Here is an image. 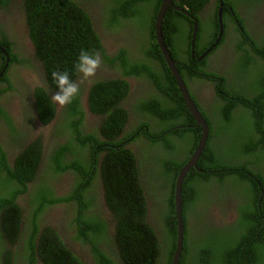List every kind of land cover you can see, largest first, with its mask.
Instances as JSON below:
<instances>
[{
    "label": "trees",
    "instance_id": "16d2710c",
    "mask_svg": "<svg viewBox=\"0 0 264 264\" xmlns=\"http://www.w3.org/2000/svg\"><path fill=\"white\" fill-rule=\"evenodd\" d=\"M77 1L24 0L34 58L47 77L48 89L34 90L35 110L42 126L49 125L57 115L51 98L58 91L52 79L54 71H68L74 81L89 85L87 93L81 85L79 96L61 109L57 126L50 129L54 145L47 152L41 129L20 133L12 125L13 118L0 108V116L11 127L10 139L0 144V253L6 254L0 264H90L86 253L93 255L95 264H171L177 235L175 182L197 147L201 127L195 126L155 41V18L162 0H94L101 8L105 29H127L128 34L130 29L135 30L134 39L125 42L128 47H120L113 58L105 56L104 60L105 65L121 66L125 76H133L143 82L144 88L154 90L134 98L132 106L125 79L95 76L84 80L75 71L82 50L105 52L94 16ZM172 1L196 20L168 8L161 28L165 45L209 128L197 169H191L182 185L184 234L179 264H264V5L261 15L253 19L252 35L240 29L242 23L237 28L241 38H235L225 47L228 51L219 54L228 53L231 58L223 60L226 68L218 73L206 70L208 56L215 55L218 46L204 59L200 56L216 41L219 25L215 9L219 0L217 8H210L207 22L208 10L199 14L209 0ZM222 1L224 10H229L230 1ZM249 1L264 3H240L247 7ZM148 7L150 22L144 18ZM194 24L197 35L193 56ZM207 28L213 29L210 43ZM0 45L10 64L33 67V58L20 60L14 42L6 36ZM5 54L0 50L2 67ZM218 57L222 56L215 59H222ZM3 77L0 81L7 80L5 74ZM203 79L214 88L210 103L196 96V86ZM85 107L91 115L104 119L101 128L96 119V127H87ZM129 114L131 123L127 122ZM127 123L130 126L125 133ZM122 133L124 136L118 139ZM131 135L133 141L142 143V150L135 155L129 144H124ZM44 155L55 167L52 173L45 171L36 178ZM65 171L71 172V187L66 195L59 196L53 184ZM47 174L49 180L45 179ZM99 174L106 206L115 219V224L108 227L112 254L97 246V239L106 233L107 222L99 212L94 213L89 199ZM23 194L28 211L17 203ZM227 198L237 204V217L231 222L210 217L209 207L217 206H213L215 212ZM55 205L66 206L63 220L67 239L48 221L47 212ZM73 243L82 245L83 253L76 254Z\"/></svg>",
    "mask_w": 264,
    "mask_h": 264
},
{
    "label": "flooded vegetation",
    "instance_id": "af4514ba",
    "mask_svg": "<svg viewBox=\"0 0 264 264\" xmlns=\"http://www.w3.org/2000/svg\"><path fill=\"white\" fill-rule=\"evenodd\" d=\"M212 0H210L201 10L200 14L201 15L203 12L206 10V17H205V22L208 20L209 16V10L212 8L214 5H212ZM80 3L85 5L87 8H91V5H89L86 1L84 0H79ZM93 5V9H91V14L94 16V26L96 25L98 28H100V36L103 40L104 43V53H99L100 58H101V67L97 70V73L95 76L97 77H102V78H113L116 74L115 67L105 65L104 60L105 56L112 57L116 51H114L117 48L120 47H125L127 46L126 40V35L128 34V30H112L109 31L104 28L102 25V19L103 17L101 16V8L99 6L96 7L95 4ZM91 16V18H92ZM30 17L28 15V12L26 11L25 3L24 0H0V40H2L3 36H6V38L10 42H14L15 48L14 51L18 54H20L19 59H28L32 60L33 67L30 69V67H23L21 64H16L12 63L11 59L7 54H5L3 51V47L0 45L2 48V53L5 54V60L3 63L5 65L2 67V64H0V78H4V74L7 76V80L0 81V108L6 112L9 116L13 118L14 121H12V125L19 130L20 133H23L24 131H28V129H42V124L39 121V118L36 114L35 110V96H34V90L36 87H43L48 89L47 85V77L46 73L44 71V68L42 64L35 59L34 57L30 56L29 53L31 51L29 50V41L31 42V35H30ZM2 33V34H1ZM134 35H135V30H134ZM211 34H209L210 36ZM131 41V39H130ZM32 44V42H31ZM110 47H115L112 48ZM110 50V51H109ZM32 52L35 55V49H32ZM32 54V53H31ZM6 55L9 58V61L7 62L6 60ZM222 58L220 61L223 62V60L229 61L231 57H229L228 54H222L220 55ZM217 58L216 55L212 56V59ZM0 63H2V59H0ZM224 63V62H223ZM2 67V69H1ZM8 69V70H7ZM7 71V72H6ZM27 74L31 75L33 77V81L27 79ZM79 81V82H78ZM76 83L79 84V87L82 85L84 87L85 92L87 93V88L89 85V82H81L80 80H76ZM142 84H138V87H140ZM199 88L196 91V96H198V100L201 99L203 96V99L206 100L207 103H210L211 100H213L214 95H212V91L209 90L208 83H201L196 86ZM14 88V90H12ZM209 90V91H208ZM137 90H134L133 94ZM142 91V93L145 94H152L154 90L152 87H146L144 90H139ZM133 102L135 103L136 100L133 99ZM57 108V115L53 119V121L47 125L43 126V128H54V126H57L56 123L60 119V111L63 107H60L59 105L55 104ZM85 105V104H84ZM86 109V116L89 118L87 119V127L89 129H92L97 126L96 122L94 121L95 116L91 115L89 111ZM33 115V116H32ZM129 120H132L130 117ZM131 123V122H129ZM129 124L125 126V133H127V130L129 129ZM133 127V126H132ZM134 129V127L132 128ZM10 131L11 127L8 126V122H6L5 117L0 116V144L6 143L8 139H10L7 136H10ZM12 137L16 136V133H14ZM139 132H136L135 135L138 136ZM141 135V134H140ZM133 135L129 136L127 140H125V143H128L133 149L140 151L142 150L141 144H139V140H134L133 141ZM144 144V143H143ZM44 146H46V151L47 152L50 148L49 146L54 145V141L51 137V134H49L48 141L43 143ZM14 150V146H13ZM47 156H43V160L41 161L36 178H39V176H42L45 174V167H46V162H47ZM44 165V173H42V166ZM52 173V171L46 170V172ZM42 174V175H41ZM63 175L62 178H59L57 181L58 183H54L53 191L55 194L59 196L66 195L69 190L70 186L67 185L66 182L69 181V179L72 177L70 171H65L62 173ZM44 178V177H43ZM45 179L49 180L50 177L47 174L45 176ZM65 184V185H64ZM95 193L99 195L100 198L96 200L95 203V210L94 213L101 215V218L107 222V229L106 233L104 236L99 237L97 239V246L101 249L104 250L106 254H112L114 253L113 251H109V247L111 245V239L110 236L111 232L108 230V227H112L115 224V219L112 214V212L108 209L105 203V198H104V193H103V187L101 183H98L95 188ZM29 194V193H28ZM26 194H23L18 197L17 203L22 206L25 210H29L27 204V198L25 197ZM214 207H217L213 205ZM213 206L209 207L207 210L208 215L210 214V217H214L217 220H220L222 222V219H225L229 214H236L237 212V204L233 203L230 199H226L222 206L217 210L215 209V212L213 211ZM66 210L65 205L60 206H53L48 212H47V218L50 223H52L53 227L56 228L57 230H60L61 233L65 236L67 239V231L64 230L65 225H64V216L65 212L63 211ZM99 212V213H98ZM60 237L61 234H60ZM90 246V245H88ZM72 249L76 251V254L83 253L84 250H82L83 246L73 243L72 244ZM5 253H0V262L2 259L5 257ZM86 257L89 261L90 264H95L96 259H93V255H88L86 253ZM113 259L118 262L117 257L113 256ZM114 261V262H115ZM4 264V263H3Z\"/></svg>",
    "mask_w": 264,
    "mask_h": 264
},
{
    "label": "clouds",
    "instance_id": "9594fccd",
    "mask_svg": "<svg viewBox=\"0 0 264 264\" xmlns=\"http://www.w3.org/2000/svg\"><path fill=\"white\" fill-rule=\"evenodd\" d=\"M211 2H212V5H214L213 7L217 8L216 7V4H215L216 3V0H212ZM77 3H79L80 7L83 8L84 11L86 13H88V15H92L90 11H91V9H93V5L92 4H95V3H89V2H87L89 5H91V8H87L85 5H83L82 3H80L79 0L77 1ZM224 5H225L224 2L222 0H219L218 8L215 9L217 11V15H218L217 19H218V25H219V32H217L216 41L214 43H211L209 49H207L202 54L203 55V58L202 59H204L212 51V49H214L217 46H218V49H216L214 52H215V55L216 56H220L219 54H221L222 52H224V48L226 46H229L231 44L230 43L231 41H233L235 38L236 39L237 38L240 39L241 36L238 33L237 28H239L242 23L244 24V26L243 27L241 26L240 29L241 30H246L247 32H249L252 35L253 28L251 29V26L254 23L253 22V19L254 18H257V16L262 13V8H263L264 3L261 5L260 3L256 2V1H249V2L246 3L247 7H244V6L241 5L240 0H233V1H230V6H228L229 7V10H226V12L224 10ZM174 7H179V6H175V4H174ZM231 7H233V8H231ZM179 8H181V7H179ZM183 10H185V9H183ZM219 10H221L220 16H219ZM185 11H187V10H185ZM188 15L190 16V18H192V20H193V18L195 19V17H192L191 14L188 13ZM239 21H241V23H238ZM154 33H155V28H154ZM210 34L211 35L208 37V42L209 43L212 40L213 30H212V32ZM208 35L209 34H207V36ZM253 37L255 38V35ZM163 38H164V36H163ZM155 41H156V38H155ZM165 42L166 41L164 39V44H165ZM102 44L104 46L106 43L103 42ZM112 48H115V47H112ZM118 49L119 48H117L115 50L112 49V50H114L116 52L114 53V55L111 58H113L116 55ZM192 50H191V54L194 56V50H193V53H192ZM212 56L213 55L208 56V64H207L208 65V68L206 70H212V71H217L218 73H220V72L223 73V70L226 68L225 66H223L224 63L221 62L220 60H216L215 58L212 59ZM100 67H101V58H100V55H99L98 52H90L88 50H82L80 52L78 58H77V62L75 64V71L77 73H79L84 80H89L90 78L95 77V75L97 73V70ZM115 70H116V74H115L114 78L115 77L116 78H123V79H125L129 83L130 90H129L128 97L130 99H128V100L130 101V106H132L133 104H135L133 102V99L134 98H139L141 95H143L142 91H139V90H144L145 88L143 87V85H141L140 87H138V84H142L143 82L139 83L138 82L139 80H137L133 76H125L124 73L122 72L121 66H119V65H117L115 67ZM52 79L54 81L55 88L58 89V91H56V93L53 94L52 97H51L52 98V101L55 104L59 105L60 107H64L66 105L71 104L74 101V99H76L79 96V94H80L79 84L76 83L71 78V76H70V74H69L68 71H54L52 73ZM131 79H135L136 80L134 86H132V84L130 82ZM201 83H208V86L209 87L211 86L210 84H212V83H210L209 81H207L205 79H203L201 81ZM134 90H137V91L133 94ZM213 92H214V89H213ZM214 95H215V93H214ZM97 117L98 118H102L100 116H96L95 115V119ZM130 117H131V115L130 116H127V122L128 123L131 122V120H129ZM103 121H104V119H103ZM154 123H156V122H154ZM86 125H87V123H86ZM99 128H101V127H99ZM50 129L51 128H49V129L43 128V126H42V129L41 130L43 131V134L45 135V136L43 135V137H44L43 143L48 141V137H49V134H50ZM124 131H125V129H124ZM99 133H100V130H98V134ZM123 136H124V134L122 133L121 136L118 139H121ZM102 140L104 141V138H102ZM124 144H125V142H124ZM107 146H109V145H107ZM112 146H115V145H112ZM128 147L132 150V152L134 153V155L137 154V152H138L137 150L133 149L130 145H128ZM87 153H88V150H86L82 154L84 156ZM69 161L70 160H68V162ZM46 164L47 165L45 167V171L46 170H49V169L52 171V169L55 167V166L52 167L51 164L48 163V161L46 162ZM98 167L100 168V166H98ZM42 169L44 171V165L42 166ZM62 177H63V175L60 176V178H62ZM71 178L69 179V181H71ZM95 182H96V177L94 178L93 183L95 184ZM98 183H101L102 184V187H103V182L101 180L100 174H99ZM68 185L71 187V183L70 182L68 183ZM95 188L92 190L91 195L89 197V199L92 202V206H94V207H95L96 200L98 198H100L99 195L95 193ZM103 193H104V189H103Z\"/></svg>",
    "mask_w": 264,
    "mask_h": 264
},
{
    "label": "water",
    "instance_id": "95a60500",
    "mask_svg": "<svg viewBox=\"0 0 264 264\" xmlns=\"http://www.w3.org/2000/svg\"><path fill=\"white\" fill-rule=\"evenodd\" d=\"M174 7V4L172 0H162L157 16L155 18V38L157 45L159 47V50L165 60L166 65L171 71V74L174 76L178 89L180 91V94L182 95L185 105L187 107V110L190 112L192 117L195 119V125L201 127V137L198 141L196 149L193 151L191 156L189 157L188 161L186 164L181 168L180 173L178 174L175 182V189H174V205H175V213H176V220H177V235H176V247L175 251L171 260V264H179V259L180 255L182 252V246H183V234H184V225H183V220H182V185L183 181L186 177V175L189 173L191 169H197V162L199 158L201 157L204 148L207 143V138H208V125L204 117L201 115L199 112L195 102L191 98L188 89L183 81V79L180 76V73L178 69L175 66V61L172 59V56L170 52L168 51L166 45L164 44V38L162 35V23L164 19L165 12L168 10V8ZM175 10L188 15V12L179 8V7H174ZM221 14V10H219V16ZM195 21V19L193 18ZM196 34H197V25L194 24L193 26V33H192V49H193V44L196 39ZM2 50V48L0 47ZM3 51V50H2ZM5 53V51H3ZM193 53V50H192ZM206 55V54H205ZM203 58V55L200 57V59ZM6 60L7 62L9 61V58L6 55Z\"/></svg>",
    "mask_w": 264,
    "mask_h": 264
},
{
    "label": "rangeland",
    "instance_id": "374dc122",
    "mask_svg": "<svg viewBox=\"0 0 264 264\" xmlns=\"http://www.w3.org/2000/svg\"><path fill=\"white\" fill-rule=\"evenodd\" d=\"M229 1H233V0H229ZM92 3H95V1L94 0H92ZM151 6V5H150ZM152 7V6H151ZM151 7H148V8H146V10H145V12H146V16L144 17L145 18V20L147 21V22H150L151 21V17H150V14H151ZM226 12V11H225ZM149 15V16H148ZM261 15V14H260ZM263 17H264V13H263ZM207 27H209L208 25H207ZM212 30L213 29H209V28H207V32H208V34H210L211 32H212ZM220 35V34H219ZM219 37V36H218ZM126 39H128V40H130V39H134V28H133V30L132 29H130V33L129 34H127L126 35ZM29 50L31 51V53H32V56L34 57V53L32 52V49H33V45L31 44V42L29 41ZM111 49H112V47H110ZM224 51H228V48H224ZM228 54V53H227ZM27 79H29V80H31V81H33V77L31 76V75H29V74H27ZM130 82H131V84H132V86H134L135 85V82H136V80L135 79H131L130 80ZM212 86V85H211ZM209 87V90H211L212 91V95H214V92H213V89L214 88H212V87ZM208 90V91H209ZM195 99V98H194ZM196 100V99H195ZM197 101V100H196ZM96 120H97V122H98V125H99V127H101L102 126V124H103V119L102 118H96ZM231 133V132H230ZM45 136V135H44ZM219 147V153H221V151H222V149H221V147L220 146H218ZM225 151H226V149H225ZM147 161V160H146ZM70 181H68V182H66L67 183V185H68V183H69ZM44 192H45V189H44ZM44 194V193H43ZM237 217V215L236 214H229L225 219H222V221L224 220V221H226V222H231L234 218H236ZM51 226H53L52 225V223H51ZM14 248V247H13Z\"/></svg>",
    "mask_w": 264,
    "mask_h": 264
}]
</instances>
